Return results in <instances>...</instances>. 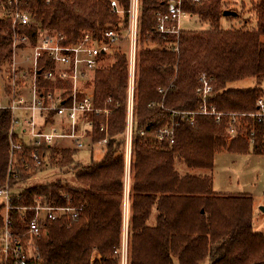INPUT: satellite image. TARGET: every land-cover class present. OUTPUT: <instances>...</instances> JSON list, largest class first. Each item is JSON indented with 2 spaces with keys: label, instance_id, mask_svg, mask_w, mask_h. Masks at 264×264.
Returning a JSON list of instances; mask_svg holds the SVG:
<instances>
[{
  "label": "trees",
  "instance_id": "trees-1",
  "mask_svg": "<svg viewBox=\"0 0 264 264\" xmlns=\"http://www.w3.org/2000/svg\"><path fill=\"white\" fill-rule=\"evenodd\" d=\"M122 13L113 12L111 0H17L42 27L76 42L90 32L102 37L116 28H129L131 0H117ZM16 0H0V64L11 63L13 32L28 34L36 43V27L14 25L6 10ZM226 0H183V10L209 24L207 29H181L179 36L156 31L155 14L166 0H140L137 64L134 84V118L129 188L127 191V116L129 104V58L115 51L114 61L94 74V101L108 107V119L93 116V139L107 138L101 159L83 164L77 150L25 145L14 154L10 170L11 111L0 108V187L12 189L10 220L24 232L33 217L29 209L38 197L51 204L69 201L78 216L62 217L48 225L37 239L38 257L32 264H121L128 198L127 264H264V233L254 230V198L248 193L214 190L212 174L180 173L177 159L190 168L213 169L221 149L234 152L264 151V126L249 113L256 111L264 89H235L228 85L247 77L264 79V0H252L256 14L252 28H224ZM54 67L46 55L40 68ZM206 76L213 90L204 98L199 92ZM41 87L54 83L39 76ZM64 82L58 83L63 85ZM68 86V83H66ZM111 99V101H109ZM206 103L224 112L222 121L197 113L192 122L177 111H198ZM231 113H238V133H229ZM244 114V115H243ZM246 114V116H245ZM107 122V131L100 123ZM173 131V143L161 129ZM254 131V143L251 133ZM44 160L32 165V153ZM30 163L31 168H27ZM57 168L73 173L76 182L57 179L28 182L38 173ZM0 205V212L3 209ZM156 212L154 224L150 223ZM3 218L0 213V226Z\"/></svg>",
  "mask_w": 264,
  "mask_h": 264
},
{
  "label": "built area",
  "instance_id": "built-area-1",
  "mask_svg": "<svg viewBox=\"0 0 264 264\" xmlns=\"http://www.w3.org/2000/svg\"><path fill=\"white\" fill-rule=\"evenodd\" d=\"M48 2L50 0H47ZM167 6L164 10H158L155 14L156 31L163 34H175L179 36L182 29L181 22L183 15V0H166ZM140 0H131L129 14V28L126 36L116 28H109L104 31L102 37L90 32L83 34L76 42L67 43L66 35L56 31H50L42 27L28 12L13 5L6 10L5 15L10 17L14 25L36 27V43H32L28 34L13 32V49L17 47L31 48V54L27 58L31 65L32 77L30 86L25 93L18 86L17 80L11 82L12 90L7 94L0 89V108L11 111V128L9 131L10 140V170L14 165V154L21 150L25 145L41 147H58L83 150L93 149L97 145H104L107 138L99 143L93 139L94 121L93 116L101 115L108 119L110 109L97 107L94 101V74L98 68L104 66L105 60L114 54V48L122 39L129 40V103L127 116V145L129 164L131 162L132 150V126L134 118V84L137 64V36ZM113 12L122 13L117 0H111ZM46 55L54 62V67L40 68V58ZM16 66H14L15 69ZM26 73V72H25ZM42 75L46 80L51 81L52 87H41L39 76ZM203 84L198 89L206 98L213 90L206 76L201 78ZM64 82L63 85L58 83ZM68 83V86L67 84ZM111 101V99H109ZM130 105V106H129ZM256 111L249 113L264 126V97H260L256 103ZM183 117L192 122L197 113L214 115L217 121H222L224 112L218 111L215 107H208L204 103L198 111H177ZM238 113H231L229 133L235 136L238 128ZM244 115V114H243ZM246 116V114H245ZM107 122L100 123V130L107 131ZM173 131L165 127L161 129L160 139L163 135L170 138ZM254 131L251 133L250 142L254 143ZM32 165L40 167L44 165L38 151L32 153ZM27 163V168H31ZM130 171V165H129ZM129 188V174L127 175V191ZM12 189L8 185L0 187V196L5 200L1 216L3 224L0 226V264H32L38 257L37 239L45 235L48 225L62 217L70 216L73 219L78 216V207L70 201L65 205L51 204L45 197H38L31 207L19 208L22 213L26 210L33 212V217L27 221L24 232H17L10 220ZM128 200V198H127ZM128 210V208H127ZM128 223V214L127 222ZM125 264L127 262V243L125 252L123 250Z\"/></svg>",
  "mask_w": 264,
  "mask_h": 264
},
{
  "label": "rangeland",
  "instance_id": "rangeland-1",
  "mask_svg": "<svg viewBox=\"0 0 264 264\" xmlns=\"http://www.w3.org/2000/svg\"><path fill=\"white\" fill-rule=\"evenodd\" d=\"M225 6L231 10H237L241 14L234 19L224 18L222 19V25L224 28L234 27L240 28H252L256 19V14L253 10L252 0H226ZM236 11V12H237ZM182 29H194L201 30L207 29L209 24L200 21L197 16L183 15L181 22ZM126 36V34H125ZM129 50V40L125 37L114 48L115 51L127 52ZM31 54V48L17 47L13 51V57L11 63L5 62L0 64V89H4V93L11 92L13 80H17V84L26 93L28 86H30L32 69L30 63L27 61ZM114 61V54L109 56L104 66H108ZM14 66L15 69H14ZM26 72V73H25ZM260 85L264 89V79L261 83L258 82L256 77H247L230 83L228 86L235 89H244ZM132 95H130L131 103ZM129 103V104H130ZM130 106V105H129ZM129 108V107H128ZM105 152V146L100 144L95 148H85L80 150L76 155V159L87 164L93 158L99 160L103 157ZM129 156L126 153V166L127 173L129 174ZM177 170L184 173L194 174H212L214 176V190L222 193H248L254 198V218L253 225L254 230L264 233V151L254 152L252 146L250 151L247 152H234L227 149H221L217 151L215 155V165L213 169L202 168H190L182 159L176 161ZM127 177V176H126ZM64 179L67 182L74 183L73 173H63L57 168L46 169L36 176H34L28 183H46L57 179ZM5 202L4 198L0 196V205ZM126 211L128 208V200L126 198ZM125 211V213H126ZM152 215V221L155 220ZM127 216L125 215V236H124V252L127 243ZM123 260H125L123 258ZM122 260L121 264H125ZM202 264H210L209 259L205 260Z\"/></svg>",
  "mask_w": 264,
  "mask_h": 264
},
{
  "label": "water",
  "instance_id": "water-1",
  "mask_svg": "<svg viewBox=\"0 0 264 264\" xmlns=\"http://www.w3.org/2000/svg\"><path fill=\"white\" fill-rule=\"evenodd\" d=\"M238 13L236 12V11H233V10H225L224 11V15L225 16H228V15H232V16H235V15H237ZM127 214H128V210L126 211V216H127Z\"/></svg>",
  "mask_w": 264,
  "mask_h": 264
},
{
  "label": "crops",
  "instance_id": "crops-1",
  "mask_svg": "<svg viewBox=\"0 0 264 264\" xmlns=\"http://www.w3.org/2000/svg\"><path fill=\"white\" fill-rule=\"evenodd\" d=\"M154 218H155V220H156V213H155V216H154ZM151 219H152V218H151ZM155 220H153V221H152V220H150V223H151V224H154V223H155ZM126 264H127V262H126Z\"/></svg>",
  "mask_w": 264,
  "mask_h": 264
}]
</instances>
